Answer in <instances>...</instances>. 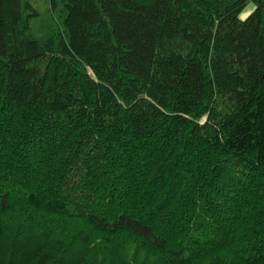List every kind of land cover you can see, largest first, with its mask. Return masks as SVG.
I'll return each mask as SVG.
<instances>
[{"label": "trees", "instance_id": "trees-1", "mask_svg": "<svg viewBox=\"0 0 264 264\" xmlns=\"http://www.w3.org/2000/svg\"><path fill=\"white\" fill-rule=\"evenodd\" d=\"M60 1L0 0V264H264V0Z\"/></svg>", "mask_w": 264, "mask_h": 264}, {"label": "rangeland", "instance_id": "rangeland-1", "mask_svg": "<svg viewBox=\"0 0 264 264\" xmlns=\"http://www.w3.org/2000/svg\"><path fill=\"white\" fill-rule=\"evenodd\" d=\"M37 9V14L30 19V32L36 38L47 37L52 31H62L65 9L60 0L52 3L51 0H28ZM253 3L249 1L241 10L244 16L252 8Z\"/></svg>", "mask_w": 264, "mask_h": 264}]
</instances>
